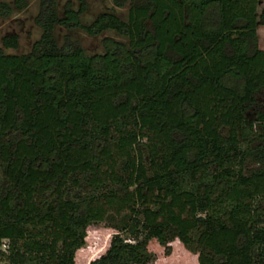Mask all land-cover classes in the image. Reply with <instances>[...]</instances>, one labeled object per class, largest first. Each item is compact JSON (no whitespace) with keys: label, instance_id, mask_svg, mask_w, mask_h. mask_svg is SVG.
<instances>
[{"label":"trees","instance_id":"obj_1","mask_svg":"<svg viewBox=\"0 0 264 264\" xmlns=\"http://www.w3.org/2000/svg\"><path fill=\"white\" fill-rule=\"evenodd\" d=\"M110 1L124 19L84 24L86 0L61 16L39 0L32 50L0 48V260L76 264L86 227L120 215L87 264H143L149 239L174 237L198 264H264V106L246 114L264 88L259 0ZM55 25L126 41L88 54Z\"/></svg>","mask_w":264,"mask_h":264},{"label":"rangeland","instance_id":"obj_2","mask_svg":"<svg viewBox=\"0 0 264 264\" xmlns=\"http://www.w3.org/2000/svg\"><path fill=\"white\" fill-rule=\"evenodd\" d=\"M10 4L9 13L0 14V48L6 53H26L32 50L33 42L40 34V27L34 22L37 12L39 0H26L27 5L21 9H16L12 5V0H0ZM56 13L61 16V10L64 0H56ZM77 6V2H73V7ZM126 5L122 7L112 6L110 0H86V9L80 14V21L84 24L89 23L94 16L104 10L113 11L120 18L124 19L126 15ZM264 0H259L257 12L262 15L257 16L256 33L258 47L264 48ZM14 34L16 37L15 47H4L1 38L4 35ZM54 36L58 44L65 39L77 42L83 50L88 53H99L102 51L101 38L103 36H111L125 42L124 36L113 30L106 29L99 34H88L78 27H63L55 25ZM264 106V88L255 94L254 103L246 110L247 116H252L255 109ZM251 164H247L250 166ZM2 176L0 171V185ZM120 215L113 218H104L99 222L89 224L85 231L83 244L76 249L74 260L76 264H87V262L98 256L106 248L110 236L119 231L116 227L120 224ZM126 237L124 231L119 232ZM144 253L147 260L143 264H198L196 260V252L187 249L177 238L165 240L158 243L155 239H149L145 245ZM0 264H4L1 259Z\"/></svg>","mask_w":264,"mask_h":264},{"label":"built area","instance_id":"obj_3","mask_svg":"<svg viewBox=\"0 0 264 264\" xmlns=\"http://www.w3.org/2000/svg\"><path fill=\"white\" fill-rule=\"evenodd\" d=\"M0 249L1 250H4L5 249V243L4 242L0 245Z\"/></svg>","mask_w":264,"mask_h":264}]
</instances>
